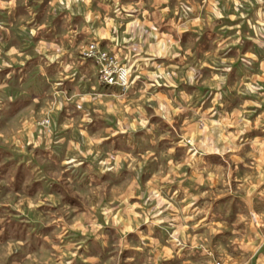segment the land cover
Wrapping results in <instances>:
<instances>
[{
  "label": "crops",
  "instance_id": "obj_1",
  "mask_svg": "<svg viewBox=\"0 0 264 264\" xmlns=\"http://www.w3.org/2000/svg\"><path fill=\"white\" fill-rule=\"evenodd\" d=\"M0 251L264 264V0H0Z\"/></svg>",
  "mask_w": 264,
  "mask_h": 264
},
{
  "label": "built area",
  "instance_id": "obj_2",
  "mask_svg": "<svg viewBox=\"0 0 264 264\" xmlns=\"http://www.w3.org/2000/svg\"><path fill=\"white\" fill-rule=\"evenodd\" d=\"M83 58H90L96 64V78L105 86L117 88L120 96L125 95L132 84L129 68L121 63L117 57L98 48L96 43H91L83 51ZM215 264H220L215 262Z\"/></svg>",
  "mask_w": 264,
  "mask_h": 264
},
{
  "label": "rangeland",
  "instance_id": "obj_3",
  "mask_svg": "<svg viewBox=\"0 0 264 264\" xmlns=\"http://www.w3.org/2000/svg\"><path fill=\"white\" fill-rule=\"evenodd\" d=\"M40 123L43 124L44 126H48L49 125V117L45 116ZM7 134H8V131L6 130L3 137L6 138L8 136ZM7 138H9V137H7ZM0 252H2V251H0ZM215 262H219L220 264H223V262L219 259H215L213 261V264H215Z\"/></svg>",
  "mask_w": 264,
  "mask_h": 264
}]
</instances>
